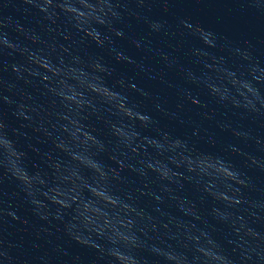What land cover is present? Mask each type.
<instances>
[{
    "label": "water",
    "instance_id": "1",
    "mask_svg": "<svg viewBox=\"0 0 264 264\" xmlns=\"http://www.w3.org/2000/svg\"><path fill=\"white\" fill-rule=\"evenodd\" d=\"M125 4L127 10L123 7ZM111 6L121 14L115 27L122 30L123 35L116 36L102 25L93 26V31H99L103 41L97 45L86 31L61 30V25L67 23L66 14L61 13L50 29L52 8L46 6L45 0H0V40L7 36L20 48L31 50L37 62L41 56L57 57L59 64L52 67L53 72L61 68L67 71L65 58L70 64L81 62L75 60L77 55L84 58V63L100 60L110 71L105 77L109 85H115L123 78L147 93L141 95L128 89L131 100L140 104L154 121L148 129L141 131L155 136L157 130H163L172 137L189 141L200 152L232 161L251 181V186L243 189V195L264 206V169L256 165L250 167L247 155H244L255 156L264 163V110L254 113L234 108L228 102L218 103V98L209 94L203 83H193L188 76L189 71L202 75V67L192 55L194 47L207 48L217 57L224 56L232 65H247L237 49H247L264 62V0H144L143 4L138 0H112ZM145 18L162 22L164 26L153 31ZM181 21L211 32L214 45L208 46L202 42V37L193 36ZM89 24L82 27L87 30ZM118 52L125 59L117 60ZM161 53L167 54L169 61L174 63L168 66ZM13 65L36 67L28 59L27 51L22 55L0 45V82L4 85L0 87V118L10 128H18L22 120L14 114L16 104L5 103L2 97L9 96L18 102L30 95L32 100L28 103L48 104V98L42 94V80L37 77L48 75L51 79V76L39 69L36 76L29 77L22 68L24 78H18ZM253 71L264 79V69ZM7 85H12L11 91ZM193 100L199 103H193ZM157 104L161 107L157 108ZM100 115L105 116L104 113ZM89 123L103 140H114L103 118L93 117ZM233 130L248 135L236 136ZM22 131L27 132V137L21 138V145L32 146L29 156L34 166L46 167L42 155L47 153L61 163L62 168L72 170L71 162L54 149L43 133L34 132L32 128ZM232 146L239 151L233 153ZM132 148L139 156H152L153 150H147L139 142L132 144L124 155H129ZM101 159L106 165L113 164L108 154ZM171 159H175V153ZM76 171L85 181L90 179L93 187L100 183L93 173L86 174L83 166L77 167ZM143 171L125 168L122 183L102 185L108 191L114 188L121 194L118 204L122 207L104 204L94 193L87 192L83 184L70 183L60 178L57 171L46 184V190L49 197L65 200L68 207L61 208L41 197L45 207L34 211L30 198L18 192L14 181L5 178L3 192H0V209L4 210L0 213V240L5 247L12 245L9 251L20 264L25 261L27 264H122L117 253L134 256L141 264H189L193 256L198 257V264H219L196 252L198 247H212L205 236L198 241L191 238L205 232L221 244L219 251L240 264L241 249L234 247L240 237L232 231L231 224L236 216L219 219L212 213V208L218 205L222 211L236 214L247 205L226 207L194 183H170L155 178L156 174L151 172L145 187ZM128 193L134 197L130 201L131 207L123 199ZM188 202L194 204L191 210ZM9 212H15L18 218L13 219ZM40 212L46 215L41 216ZM245 219L262 238L261 241L247 238L249 244L245 247L255 251L246 264H264V217L253 220L245 213ZM121 233H135L136 246L133 247L131 242L122 243ZM76 234L87 243L78 242ZM166 252L174 254L176 259H169Z\"/></svg>",
    "mask_w": 264,
    "mask_h": 264
},
{
    "label": "clouds",
    "instance_id": "2",
    "mask_svg": "<svg viewBox=\"0 0 264 264\" xmlns=\"http://www.w3.org/2000/svg\"><path fill=\"white\" fill-rule=\"evenodd\" d=\"M138 3L143 4L144 0H138ZM45 4L52 8L53 18L49 25L50 29L63 13L66 14L64 19L67 23L61 25V30L68 28L78 32L86 31V35L91 36L97 45L103 44V41L100 39V32L93 31V26L102 25L114 32L116 36L123 35L122 30L115 27V21L120 19L121 14L111 6L112 0H45ZM123 7L127 10L126 4ZM145 22L149 23L153 31H159L164 26L162 22L150 21L147 18ZM180 23L185 25L193 36L202 37V42L206 45H214L211 32L188 21ZM85 24H89L87 30L82 27ZM0 45L13 52L18 51L22 55L27 51L28 59L36 65L35 69L13 65L12 69L17 73L18 78H24L23 72H27L29 77L36 76L39 69H43L51 76V79L48 75L37 77L42 80V94L48 98V104H30L27 102L32 100L30 95L18 102L13 101L9 96L2 97L5 103L16 104L14 114L22 120V123L18 128H10L3 118H0V192H3L2 185L5 178H9L16 183L19 193L30 198V203L35 206L34 211L45 207L41 197L51 203L59 204L61 208H67L65 200L57 199L55 196L49 197L46 190V184L52 181V174L59 171L60 178L73 184H83L87 192L94 193V196L99 197L104 204L122 207L118 204L121 194L114 188L108 191L102 185L114 186L122 183L124 180L122 171L125 168L132 171L143 169L141 175L145 177V187L149 179L148 173L151 172L156 174L155 178L167 180L170 183H194L199 190L207 193L213 200L222 202L226 207L247 205L243 211L236 214L222 211L217 205L212 208V213L219 219L236 216L231 224L232 231L240 237V241L234 244L235 248L241 249L240 264H246L252 259V252L255 249L245 247L249 244L247 238L250 237L252 241H261L262 238L260 232L248 224L245 213L253 220L261 219L264 217V206L260 201H249L243 195V189L250 187L251 181L232 161L200 152L189 141L180 137H172L163 130H157L155 136L146 135L141 129H148L154 121L150 114L143 111L140 104L131 100L128 96V89L140 92L141 95H147V93L123 78L115 85H109L105 77L110 74V71L100 60L84 63L82 62L84 58L77 55L75 60L81 62L70 64L65 58L64 65L67 71L61 68L53 72L52 67L59 64L57 57L45 55L41 56L40 61L37 62L31 50L20 48L17 42L10 40L7 36L0 40ZM236 51L240 52L241 59L247 61V65L229 64L224 56L217 57L210 54L207 48L194 47L192 55L201 65L202 75L197 76L189 71L188 76L193 83H203L209 94L218 98V103L228 102L234 108H243L248 112L258 113L264 110V79H261V74L253 69H264V62L247 49ZM161 55L168 66L174 63V61H169L167 54L161 53ZM116 59L123 60L125 57L118 52ZM22 68H24L23 72ZM3 86V82H0V87ZM6 87L11 91L12 85ZM193 103H199V101L193 100ZM160 107L157 104V108ZM101 113L105 116L101 117ZM93 117L104 119L114 140L106 142L97 135L95 128L89 123ZM27 128L43 133L45 139L52 142L54 149L71 162L72 170L62 168L61 163L47 153L42 155L46 167L34 166L29 156V149L32 146L24 147L20 142L22 137H27V132L22 131ZM233 132L236 136L243 134L247 137L248 135L237 130ZM136 142L143 144L147 150L151 148L152 156H139L135 148L131 149L129 155H124ZM257 143L260 144L261 141L257 140ZM231 151L236 153L239 149L232 146ZM174 153L175 159L173 160L171 157ZM105 154H108L109 159L113 161L111 166L106 165L101 159ZM244 155H247L250 167L256 165L264 169V163H261L255 156ZM113 157L116 159H112ZM125 161L129 162L125 163ZM79 166L86 169V174L93 173L100 183L93 187L90 179L87 181L82 179L76 171ZM123 199L131 207L130 201L134 199L132 194L128 193ZM188 203L191 206L189 210L194 208L192 202ZM87 207L88 205L85 204L86 209ZM3 211L0 209V213ZM8 214L13 219L18 218L15 212ZM39 214L46 215L43 212ZM135 236V233L131 235L121 233L119 239L124 244L131 242L135 247ZM201 236H205L212 247H198L197 253L219 264H237L236 260L219 251L221 244L210 234L201 232L199 236L191 238L198 241ZM75 239L80 243H87V240L79 234L75 235ZM11 247V244L5 247L4 242L0 240V264H20L9 251ZM165 255L169 259H176L172 253L166 252ZM259 255L257 253V257ZM116 256L122 264L126 261H130L131 264H141V261L134 256L124 253H117ZM183 259L187 261V257ZM24 264L27 262L25 261ZM189 264H198V257L193 256Z\"/></svg>",
    "mask_w": 264,
    "mask_h": 264
}]
</instances>
